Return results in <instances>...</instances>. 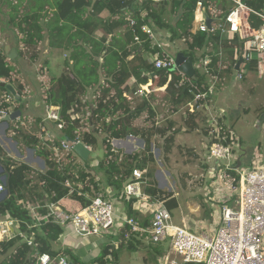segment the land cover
Returning a JSON list of instances; mask_svg holds the SVG:
<instances>
[{
    "label": "trees",
    "instance_id": "1",
    "mask_svg": "<svg viewBox=\"0 0 264 264\" xmlns=\"http://www.w3.org/2000/svg\"><path fill=\"white\" fill-rule=\"evenodd\" d=\"M197 1L85 0L80 6L76 3L70 6V11H65L68 15L63 21L55 13L47 22L44 21L40 8L33 13L21 14L17 12L20 4L14 7L16 11L14 10L15 13L8 23L18 28L17 35L23 33V47L17 48L19 58L26 57L29 52L30 63L39 64L43 45L48 51L59 50L65 54L62 71L51 78V84L44 94L45 104L59 107L61 118L55 124L58 126L63 123L64 126L60 128L63 132L61 138L51 139L40 136L45 126L44 117L23 120V93L26 85L20 80L18 74L20 72L16 69L17 60L11 61L4 49L0 48V78L7 79L11 84L17 83L16 91L19 95L13 102L1 98L0 110L22 111L20 118L15 122L10 121L8 129L14 133L12 135H15L13 137L17 143L31 146L36 154L43 158L47 167L45 171H36L30 164L8 156L0 145V163L5 167L4 177L7 184V191L0 194V219L8 214L19 218L22 221L21 229L29 235H35L38 243L37 247L28 246L18 236L0 242V255L11 251L5 264H31L37 262L43 252H49L52 256L58 255V252L51 250V244L59 241L64 234V226L50 222L43 224L40 230L30 229L27 224H32L33 221L22 207V203L26 201L40 204L42 206L40 210L43 211V206L50 202L70 198L80 208H84L97 194L104 193L107 197H115L122 203L124 214L145 225L147 218L136 208L137 199L123 195L124 185L132 180V172L137 168L146 170L143 191L147 195L163 201L170 211L179 207L175 193L162 188L154 179L156 160L152 153L153 144L159 136L161 141L158 145L164 151L165 157H168L178 130L172 129L171 124L166 128L159 126L158 113L152 104L153 94L142 98L135 106L123 97L135 93L140 87L148 86L156 77H160L163 84H166L168 77L170 78L169 84L173 88L170 90L173 94L179 95L177 102L184 101L185 98L187 103L193 101L197 90L188 82L178 85L183 77L180 72L158 69L147 61L148 53L156 54L158 57L164 55L140 26L152 25L156 32L162 33L163 36L165 33L173 44L179 40L185 42L187 48L179 51L190 56L194 64L197 59H204L209 55L212 64L225 62L228 65L226 69L228 72L237 71L235 66L241 49L244 62L249 69L258 71V58L246 39L223 38L221 31L214 33L192 31ZM244 1L254 10L264 13V0ZM61 4L62 2L59 5L60 11L64 7ZM203 7L209 14L213 7L221 10L219 17L222 18L234 4L229 0H203ZM249 23L253 27H258L262 19L250 13ZM122 29L126 31L123 35L120 33ZM136 36L139 37V41H136ZM252 53L253 58H250ZM49 64V60H46L38 65L41 74L48 75ZM132 77L135 81L129 84L128 81ZM190 79L197 82L199 87L205 82L203 76L198 74L197 68ZM204 84L205 88H201L203 91L208 86L206 82ZM0 90L3 95L9 93L3 86H0ZM85 97L89 98L84 100ZM201 102L198 101L194 105ZM88 111L90 116H87ZM75 114L78 117H74ZM142 115L146 116L145 124L135 125V121ZM85 119L87 124L84 123ZM205 120L206 117L204 129L207 135L208 123ZM223 123L221 120V124ZM86 126L85 131H78L79 127ZM99 133L103 134V158L95 165L91 162L76 168V157L80 156L72 149H69L64 157L61 155V152L65 151L63 141L69 146L72 145L69 139H78L90 149H94L98 143ZM130 135L144 142L142 151L126 153L112 145L113 139H125ZM203 166L205 170L208 167L205 161ZM95 167L102 170L103 183L96 176ZM67 181L70 186L66 184ZM108 190L115 191L109 194ZM126 227L130 230L129 226ZM139 235L144 234H131L128 240L130 248H133V240ZM122 245L123 242H120L117 249L112 247L116 263ZM108 249L105 245L101 256L95 261L101 262ZM71 263L93 262L84 263L72 255Z\"/></svg>",
    "mask_w": 264,
    "mask_h": 264
},
{
    "label": "built area",
    "instance_id": "2",
    "mask_svg": "<svg viewBox=\"0 0 264 264\" xmlns=\"http://www.w3.org/2000/svg\"><path fill=\"white\" fill-rule=\"evenodd\" d=\"M229 1L234 4V7L222 18L219 17L221 14L211 9L209 15L215 20L209 29L205 23L203 0H198L194 11L192 31L194 33L221 31L223 38L246 39L249 46L255 50L258 70L262 74L264 73V13L254 10L244 0ZM250 13L262 19L258 27H253L249 23ZM140 29L153 39L154 45L164 55V57H158L156 54L148 53L147 61L158 69H172L175 66L176 56L166 51L165 46L169 44L162 40V33L156 32L155 28L149 24H142ZM135 39L139 41L138 36ZM251 57L253 58V53ZM210 64H212V59L206 55L201 64L205 75H210ZM180 73L183 77L178 85L188 82L197 90L193 101L188 105L193 107L198 101L206 105L216 81L210 84L206 82L208 86L203 91L201 88H205V82L199 87L197 82L190 79L191 77ZM36 74L38 79L43 77L38 70ZM149 93L151 90L148 88H141L137 92L142 96H147ZM16 97H19L18 93L17 96L6 93L1 98L7 102H13ZM45 108L44 121L58 122L60 120L58 106L45 104ZM9 113L1 109L0 120L5 121L4 117ZM74 117L78 115L75 114ZM205 117L208 124L204 161L208 165L206 169L208 184L205 186L204 202L210 212L212 211V215H207L206 222L192 221L190 223L188 220L184 226L174 224L171 211L165 203L151 198L143 191V178L146 170L136 168L132 172V180L124 185L123 195L137 199L136 208L147 218L145 225H141L133 217L119 213L118 199L109 198L104 193L97 194L88 206L80 208L77 212L67 211L59 204V201L44 205L43 211L40 210L42 206L38 203L23 202L22 207L33 221L32 224H26L30 229L36 228L37 230H40L43 224L50 222L61 226L71 225L74 233L80 236L102 235L107 232L114 235L121 234L122 237L111 242L103 260L95 264H117L112 247L117 249L120 242L130 239L132 233L144 234L153 243H167L171 253L166 256V263L170 262V264H264V164L253 161L251 168L244 167L243 154L237 150L238 136L232 125H227L224 122V115L215 113L211 108ZM63 126V123L58 125L59 128ZM75 140L80 142L78 139ZM112 141V144L124 142L123 139ZM62 145L65 150L74 151L75 143L69 146L66 141H63ZM66 184L70 186L69 181ZM6 191L5 177L0 174V194ZM21 224L22 221L19 218H14L9 214L1 218L0 242L18 236L28 246L37 247L36 236L23 231ZM126 226H129L130 230ZM176 256L179 262L175 259ZM32 264H70V261L65 255L52 256L49 252H43L39 255L38 261Z\"/></svg>",
    "mask_w": 264,
    "mask_h": 264
},
{
    "label": "rangeland",
    "instance_id": "3",
    "mask_svg": "<svg viewBox=\"0 0 264 264\" xmlns=\"http://www.w3.org/2000/svg\"><path fill=\"white\" fill-rule=\"evenodd\" d=\"M213 10H216V13L218 14L222 13L221 10L214 7ZM15 36L18 39V35L15 34ZM13 39H15L14 36ZM162 40L169 44L165 46L166 51L174 57L176 56V52L187 48V44L181 40L174 42V44L173 42H170L165 33ZM15 47H23L19 42V39ZM1 49H3L2 46ZM41 53L42 59L40 60V63H43L46 60H49L50 62L48 83H44L45 81L43 77L38 79L39 77L36 72L37 70L40 71L38 67L40 63L37 65L35 64L37 69L32 71V79L25 82L28 88L25 89L23 93V120H32L37 116L46 117L44 100L46 86L51 84V78L57 76L63 69V58L65 57L63 52L59 50L46 51V46L43 45ZM28 54L30 53L28 52L26 54L27 56L24 58H19L18 56L15 58V60H17V70H21L22 68L25 69V67L32 65ZM195 64L198 74L203 76L204 81H207L208 76L204 74L203 68L201 67L202 59H197ZM242 71H244V75L243 78H240L239 73L243 74ZM18 74L21 78V74ZM170 81L171 80L168 77L166 84H163L161 83L160 77H156L155 80L148 84V86L140 87L139 89L148 88L151 90V93L149 94L154 95L152 104L158 113L157 119L159 121V126L166 128L168 124H171L172 129L178 130L172 144V151L167 154L168 157H165L164 151L158 145L159 141H161L159 136L156 137V143L153 144L152 153L156 160L154 179L162 188L168 191H173L179 201V207L171 211L172 221L176 225L184 226L188 220L190 222H206L208 220V218H206L207 215H212V211L210 212L204 202V194L206 192L205 186L208 184L206 181V170L203 166L205 157L204 145L206 144L207 138L204 129V116L208 113L209 108L215 113H219V107L225 109L227 116L224 118V122L227 123V125H232L237 133V150L241 151L243 154V166L251 168L253 161L264 164V73L260 74L259 71L250 70L248 65L244 62L241 70L231 72L226 71L223 74L217 84V88L208 99L206 105H203V102H201L193 107L188 105L186 98L184 101L177 102L179 95L173 94V91L170 90L173 89L169 84ZM133 82L134 79H131L129 84H132ZM14 85L16 86L17 83H14ZM139 89L133 94L124 95L123 99L128 100L131 105L135 106V104L140 102L142 98L149 96V94L147 96L137 94ZM86 98L87 97H85L84 100H87L89 97ZM86 109L89 110L88 108ZM87 116H90L89 111L87 112ZM145 117V115H142L141 118L135 121V125H144ZM44 122L45 126L42 129L40 136H46L51 139L61 138L63 132L54 121L46 120ZM84 123L87 124L86 119L84 120ZM6 125L5 122L1 123L0 121V145L4 148L8 156H12L15 160L30 164L36 171H45L47 167L43 158L39 157L31 146L17 143L13 137L15 135H12V131L8 129V127L6 128ZM86 129L87 126L86 128L79 127L78 131L83 132ZM169 133H171V131H169ZM102 137L103 134L99 133L97 137L98 143L94 149H91L90 155L87 158L76 157V168H81L86 163L91 162L95 165L96 162L102 160ZM126 139L127 138L124 140ZM129 139H133L132 145L125 144L124 142L120 144L113 143L114 145H112L126 153L140 152L143 150L144 142L140 138ZM61 153L64 157L67 154V150ZM95 174L103 183L104 175L99 167H95ZM41 191L43 192L44 189H41ZM67 211L73 212L71 210ZM198 213H200L199 216H197ZM62 236L57 242L58 244H62ZM120 237H122L121 234L114 235L111 232L102 235L88 236H80L75 233L72 240L73 244L79 245L85 251L84 253H81L82 259H80V261L91 263L94 262V259L99 253V251L97 253L92 247L94 244H97L100 247L99 250L102 246L105 247V245L107 249L111 246L113 240H118ZM57 243L51 244V250L54 252H60L56 249ZM133 244V248H130V242L127 240L123 241L121 251H119L118 254V264H170V262L166 263V256L171 253L167 243H153L147 236L139 235L133 240ZM63 246L64 249H61L63 250L61 253L66 256L67 253L65 252L69 251L71 247L67 244ZM10 252L11 251L0 255V264H5L7 262ZM101 253L102 251L100 254ZM172 257L174 258V256ZM175 259L179 262L177 256Z\"/></svg>",
    "mask_w": 264,
    "mask_h": 264
},
{
    "label": "crops",
    "instance_id": "4",
    "mask_svg": "<svg viewBox=\"0 0 264 264\" xmlns=\"http://www.w3.org/2000/svg\"><path fill=\"white\" fill-rule=\"evenodd\" d=\"M61 2H62L61 5H64V7L60 11V6L59 5H60ZM82 2H85V0H83V1L82 0H1V2H0V48L2 46L3 49H5V46L9 45L10 49H16L17 50V48L15 46L17 44L18 39H19V42L21 43V45L23 46V44H22L23 33H19L18 34V39H17L15 34L17 33L18 28L14 27L12 24L8 23V21L12 17V14L15 13V11H16L14 9V7L16 5L20 4L17 12H19L21 14H23L24 12L33 13L36 9L40 8L42 10L41 12H42V14L44 16L43 19H44L45 22H47L51 17H54L55 13L63 21L65 19L64 17L68 15V14L65 13V11L66 10L70 11V9H71L70 6H73L75 3L80 6L82 4ZM46 32H48V31L46 30ZM120 33H121V35H123L125 33V29H122L120 31ZM97 34L99 35V32ZM13 36H14L15 39H13ZM47 50H48V48H46V51ZM11 61H13V60H11ZM36 67L37 66L35 64H33V65L29 66V67H25V69L22 68L21 70L20 69L18 70L20 72L21 76H22L21 77L23 79V80L21 79L22 82L25 83L26 81H29V80L32 79L31 72ZM227 67H228V65L225 62H218L216 64H210V71L211 72H210V75H207L208 79L205 82H207L209 84L210 83H214L215 81L216 82H215V87L213 88L212 92L210 93L209 98L212 96V93H214V90L217 88V84L219 83V81L222 78L223 74L227 71L226 70ZM21 71H22V73H21ZM242 73L243 74L239 73V77H240V75H242V77H240V78H243L244 71H242ZM214 75L215 76L217 75V78H215ZM223 78H226V77H223ZM43 79L45 81V82L43 81L44 83H48L49 77H48L47 74H45L43 76ZM131 79H134V81H135L134 77H132ZM0 81L6 82L8 80L5 79V78H0ZM40 81H42V80H40ZM129 81H128V83H129ZM8 83H10V82L8 81ZM12 85L16 89V86L14 84H12ZM46 87H48V86H46ZM27 88H28V86L26 85V89ZM0 95H1L0 97H2V95H3L1 90H0ZM219 109H220V111H218L219 114L220 115H224V118H225L227 116L225 109L222 108V107H219ZM2 122H5V124L8 125V122H6V121H2ZM7 125H6V127H7ZM12 134H14V133H12ZM132 137H134L136 139H139V138H137V137H135L133 135H132ZM132 137H128L126 140L123 139L124 143L132 145L133 144V139H129V138H132ZM113 192L108 190L107 193L112 194ZM74 202L75 201H72L70 198H62V199L59 200V204L62 205L64 209L71 210L73 212H77V211L80 210V207H79V205L76 202L75 203ZM117 208H118V212L119 213H123L124 212V208H123L122 203L118 202L117 203ZM64 230L65 231H64V234L62 236L63 237L62 244L61 243L60 244H58V243L56 244L57 245L56 246L57 251H60V252H58V254L65 255V254L61 253V251H63L61 249H64L63 245L67 244L71 248H70L69 251H67L65 253H67L71 257H72V255H75L79 259H82L81 253H84L85 251L79 245L73 244V240L72 239H73V235L75 233L73 231L72 226L71 225H65L64 226ZM92 247L97 251V253L99 251L98 256L94 259V262H93V264H95L96 263L95 260L98 259L99 256H101L100 252L102 251L104 246H102L103 248L101 247L100 250H99L100 247L97 244L96 245L94 244V246H92ZM67 254H66V256H68ZM69 256H68V258H69V261L71 263V257H69Z\"/></svg>",
    "mask_w": 264,
    "mask_h": 264
},
{
    "label": "water",
    "instance_id": "5",
    "mask_svg": "<svg viewBox=\"0 0 264 264\" xmlns=\"http://www.w3.org/2000/svg\"><path fill=\"white\" fill-rule=\"evenodd\" d=\"M204 12V17H205V23L208 26V28L210 29L212 26V22L215 20V18H212L209 13L207 12L206 8L203 9ZM5 53L8 55V58L10 60H15V58L18 55V52L16 49H10L9 45L5 46L4 49ZM244 63V56L243 53L240 49V53L238 56V60L236 62V66L235 69L239 70L241 65ZM172 71H180L182 73H184L185 75H187L188 77H193L195 74V67H194V63L193 60L190 56L185 55L182 51H178L176 53V59H175V66L171 69ZM0 86H3L7 89V91L15 96H17L16 93V89L13 87L12 84L10 83H6V82H2L0 81ZM22 115V111L21 110H15L10 112L9 114H7L4 117V120L6 122H10L13 121L15 122L18 118H20V116ZM72 143H75L74 145V151L82 158H87L90 155V148L83 143L82 141L77 142L75 139H69ZM240 164V162L238 163V165ZM0 174L4 175L5 174V167L0 164ZM200 213L197 214V216H199ZM191 223V222H190ZM71 264V263H70Z\"/></svg>",
    "mask_w": 264,
    "mask_h": 264
}]
</instances>
